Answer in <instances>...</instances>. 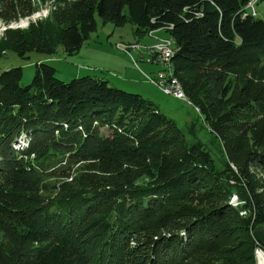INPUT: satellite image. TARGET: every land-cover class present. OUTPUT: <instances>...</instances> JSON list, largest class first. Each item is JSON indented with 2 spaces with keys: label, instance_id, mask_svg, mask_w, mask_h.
Wrapping results in <instances>:
<instances>
[{
  "label": "trees",
  "instance_id": "trees-1",
  "mask_svg": "<svg viewBox=\"0 0 264 264\" xmlns=\"http://www.w3.org/2000/svg\"><path fill=\"white\" fill-rule=\"evenodd\" d=\"M253 1L49 0L67 55L96 31V17L130 24L138 39L151 31L170 38L169 67L214 151L98 76L64 83L40 61L21 87L20 67L2 71L0 264H256L255 249L264 250L252 236L264 230V6L263 19L256 9L251 16ZM36 8L0 0V20L9 25ZM6 51L55 53L43 22L6 30L0 56ZM22 137L28 148L16 152Z\"/></svg>",
  "mask_w": 264,
  "mask_h": 264
},
{
  "label": "rangeland",
  "instance_id": "rangeland-1",
  "mask_svg": "<svg viewBox=\"0 0 264 264\" xmlns=\"http://www.w3.org/2000/svg\"><path fill=\"white\" fill-rule=\"evenodd\" d=\"M30 1L34 7H37V12L29 17H21L9 25H4L0 20V40L8 29L26 30L30 25L43 22L48 30V39L54 47L55 53L51 56L30 53L28 59H21L12 52L6 51L0 56V73L10 68L20 67L23 72L21 87L31 84L35 65L40 61L52 66L56 70L55 77L64 83L87 75L98 76L105 79L110 87L139 95L150 101L159 109L161 114L172 119L186 135L189 129H192L196 138L209 145L214 151L211 145L212 137L197 109L191 103L163 94L155 85L146 80L145 75L152 79L156 78L157 71L161 69L160 65L148 66L141 62L134 51L130 52L131 57H129L116 48V44L119 43L128 45L140 42L143 44L147 41L144 37L138 39L135 36L133 26L127 24L117 28L111 23L102 24L101 20L96 17V31L90 35L88 41L78 52L67 55L53 29V23L49 19L52 8L51 2L49 0ZM251 3H254L259 18L263 19L264 1L258 6H256V0ZM147 67H151V70L146 69ZM187 137L190 139L188 135ZM28 144L29 142L25 137H22L14 142L12 148L16 152H21L28 148ZM214 155L216 156V154Z\"/></svg>",
  "mask_w": 264,
  "mask_h": 264
},
{
  "label": "built area",
  "instance_id": "built-area-1",
  "mask_svg": "<svg viewBox=\"0 0 264 264\" xmlns=\"http://www.w3.org/2000/svg\"><path fill=\"white\" fill-rule=\"evenodd\" d=\"M252 4V5H251ZM247 6V10L250 12L251 16H256V11L254 8V3H251ZM149 39H153L155 42L152 45L144 46L139 43L133 44H116V48L119 51H122L129 57H131L130 52L134 51L137 55H144L141 57V62L146 64H160L164 69L157 71L156 78L152 79L151 77L145 75L146 80L155 85L163 94L171 96L175 99L190 103L184 94L182 87L178 80L174 77L172 69H170V60L174 55V44L170 38L163 39L157 37L156 33L151 31L147 34ZM135 66L137 67L136 62ZM16 145V143H15ZM15 147V146H14ZM230 204L233 207H236L239 203L237 198L232 197ZM133 243H130L133 246ZM256 258V264H258V258L264 257V250L260 247H257L254 251Z\"/></svg>",
  "mask_w": 264,
  "mask_h": 264
},
{
  "label": "water",
  "instance_id": "water-1",
  "mask_svg": "<svg viewBox=\"0 0 264 264\" xmlns=\"http://www.w3.org/2000/svg\"><path fill=\"white\" fill-rule=\"evenodd\" d=\"M253 238L264 247V230L256 227L252 232Z\"/></svg>",
  "mask_w": 264,
  "mask_h": 264
},
{
  "label": "crops",
  "instance_id": "crops-1",
  "mask_svg": "<svg viewBox=\"0 0 264 264\" xmlns=\"http://www.w3.org/2000/svg\"><path fill=\"white\" fill-rule=\"evenodd\" d=\"M156 35L158 36V37H164V36H162L161 35V33L160 32H157L156 33ZM145 39H147V41L146 42H144L143 44H145V45H151L152 43H153V40H151V39H149V38H147V37H144ZM138 57L141 59V57H144V55L142 56V55H138ZM143 63V62H142ZM143 64H146V63H143ZM148 65V64H147ZM149 66V65H148ZM146 69H150L151 70V67H147Z\"/></svg>",
  "mask_w": 264,
  "mask_h": 264
},
{
  "label": "bare ground",
  "instance_id": "bare-ground-1",
  "mask_svg": "<svg viewBox=\"0 0 264 264\" xmlns=\"http://www.w3.org/2000/svg\"><path fill=\"white\" fill-rule=\"evenodd\" d=\"M257 262L258 264H264V257H259Z\"/></svg>",
  "mask_w": 264,
  "mask_h": 264
}]
</instances>
